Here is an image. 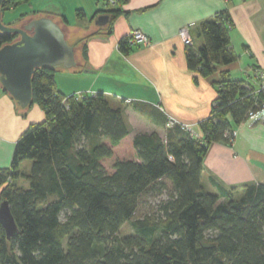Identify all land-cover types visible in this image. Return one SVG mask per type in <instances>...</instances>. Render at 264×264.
I'll list each match as a JSON object with an SVG mask.
<instances>
[{
    "label": "trees",
    "instance_id": "16d2710c",
    "mask_svg": "<svg viewBox=\"0 0 264 264\" xmlns=\"http://www.w3.org/2000/svg\"><path fill=\"white\" fill-rule=\"evenodd\" d=\"M24 2L29 0H4L3 12ZM103 2L107 7L91 20L109 14L100 26L109 34L128 0ZM42 12L34 11L47 15ZM234 26L229 8L199 21L203 43L198 49L187 45L189 69L209 76L237 61ZM93 34L79 41L86 59ZM18 37L0 35V47ZM118 48L125 55L133 50L129 36ZM61 68L36 69L32 104H39L45 118L23 131L10 166L0 167L1 201L10 202L18 227L9 238L0 223V264H264V183L227 188L212 179L217 192H211L201 180L211 144H231L234 124L260 109L264 91L256 95L254 84L222 71L211 112L200 123L202 137L179 124L165 138L132 137L124 100L114 105L103 91L64 94L56 83ZM28 159L31 170L23 172ZM20 177L28 189L19 185ZM149 191L168 196L135 217ZM126 223L131 232L122 235Z\"/></svg>",
    "mask_w": 264,
    "mask_h": 264
},
{
    "label": "crops",
    "instance_id": "0c3cea01",
    "mask_svg": "<svg viewBox=\"0 0 264 264\" xmlns=\"http://www.w3.org/2000/svg\"><path fill=\"white\" fill-rule=\"evenodd\" d=\"M97 7L107 6L97 0ZM122 7L127 12L117 16L109 34L97 24L88 32L96 18L88 23L85 20V23L65 24L58 17L68 41H75L78 64L73 69L58 70L56 83L58 90L66 95L103 91L114 105L124 100L132 137L157 133L165 138L169 117L176 124L188 125L195 136L202 137L200 123L211 112L217 96L215 81L220 72L228 70L233 78L257 85L253 80L255 74L264 71V0H128ZM225 8H229L235 24L231 45L239 58L219 65L209 76L198 75L188 67L187 45L180 30L189 29L193 46L198 49L203 38L197 23ZM23 14L26 16L22 17ZM27 15L13 13L6 23L15 24L28 19ZM87 16L85 11L84 17ZM78 29L85 34L78 35ZM135 30L146 33L149 42H132L133 50L125 55L118 48L119 40ZM90 34L93 35L88 39L86 59L79 41ZM35 110L31 115L22 111L0 85V167L10 166L23 131L31 123L44 120L43 110ZM233 132L231 144L214 142L205 156L201 180L208 191L217 190L212 179L227 188L264 183V110L259 109L240 124H234ZM23 164L28 163L23 161L21 167ZM31 166L29 163L27 170Z\"/></svg>",
    "mask_w": 264,
    "mask_h": 264
},
{
    "label": "water",
    "instance_id": "95a60500",
    "mask_svg": "<svg viewBox=\"0 0 264 264\" xmlns=\"http://www.w3.org/2000/svg\"><path fill=\"white\" fill-rule=\"evenodd\" d=\"M3 2L0 0V35L17 34L19 37L0 47V84L23 108L33 103V75L40 67L73 69L78 64L76 46L69 43L63 27L53 17H33L24 26L4 22ZM109 14H101L96 24L106 25ZM0 223L9 238L18 227L11 212L10 202L0 203Z\"/></svg>",
    "mask_w": 264,
    "mask_h": 264
},
{
    "label": "rangeland",
    "instance_id": "374dc122",
    "mask_svg": "<svg viewBox=\"0 0 264 264\" xmlns=\"http://www.w3.org/2000/svg\"><path fill=\"white\" fill-rule=\"evenodd\" d=\"M100 3L103 5V0H100ZM79 9L85 10L88 13V16L87 17H80L79 12H78ZM96 10H98L97 0H29V2H24V3H21L18 6H16V9L14 8V9H10V10L5 11L4 22L6 23L7 22L6 20L11 19V16L13 15V13H15V15H20L23 12H26L28 14L27 15L28 19L17 21L14 24L17 26H24L23 24L25 22H27L28 20H30L33 17H37L38 13H37V15H35L34 11H41V12L43 11V12H46V14L49 15L50 17H53L56 21L58 20V17L60 14H64L67 16L70 23H76V22L81 23V21L82 22L84 21V23H85V20L88 23L89 20L92 18L91 17L92 14L94 12H96ZM98 17H96V19L93 20L91 26L88 25L89 26L88 32H92L94 30V28L96 27L95 25H96V21H97ZM84 25H86V24H84ZM84 30L86 31V29H84ZM76 31H77L78 35L81 33L85 34V33H83V31H81L79 29ZM78 35H76V36H78ZM69 43H72V42L70 41ZM76 50H78L77 47H76ZM76 54H78V53H76ZM36 108L40 109V106L37 102L32 104L31 106H29L26 109L22 108V111H25V113H28V115H31L32 113H35ZM25 161L28 164H23V166L21 167V171L30 172L31 168H28V170H27V165H29V163L32 164V160L28 159ZM18 183L21 187H23L25 189L29 188V184H28L27 180H25L23 177H20L18 179ZM168 185L171 188V184L169 183ZM212 191L216 192L217 190L213 189ZM167 196L168 195L166 192L163 194H159L156 191L147 192L142 197V203H141L140 208L137 211L135 217H141L144 214H146L152 210H155L157 208L160 200L167 198ZM130 232H131L130 225L128 223L124 224L122 229H121L122 235L129 234Z\"/></svg>",
    "mask_w": 264,
    "mask_h": 264
},
{
    "label": "built area",
    "instance_id": "2783aa9c",
    "mask_svg": "<svg viewBox=\"0 0 264 264\" xmlns=\"http://www.w3.org/2000/svg\"><path fill=\"white\" fill-rule=\"evenodd\" d=\"M119 1L120 0H109L111 5H117ZM180 36L186 45H189V46L193 45V39L187 27H184L180 30ZM129 39L131 42L136 41V42L143 43V44L149 42V37L146 35V33L140 30H135L134 32H132L129 35ZM253 80L257 84L254 94L259 95L264 91V71L263 70L258 71L257 74H255V78ZM81 94L82 93H79L78 95H81ZM259 107L260 109L264 110V98L259 103ZM255 112L256 111L254 109L251 110L249 112V116L254 115ZM176 123L177 122L173 117H169L166 122V127L170 129L174 127ZM182 127L186 130H189V127L186 124H182ZM232 136L235 137V132L232 133Z\"/></svg>",
    "mask_w": 264,
    "mask_h": 264
}]
</instances>
